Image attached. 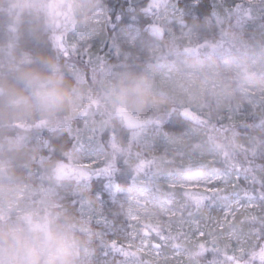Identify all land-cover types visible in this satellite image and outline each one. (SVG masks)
Returning a JSON list of instances; mask_svg holds the SVG:
<instances>
[{
	"label": "clouds",
	"instance_id": "9594fccd",
	"mask_svg": "<svg viewBox=\"0 0 264 264\" xmlns=\"http://www.w3.org/2000/svg\"><path fill=\"white\" fill-rule=\"evenodd\" d=\"M0 264H264V0H0Z\"/></svg>",
	"mask_w": 264,
	"mask_h": 264
}]
</instances>
